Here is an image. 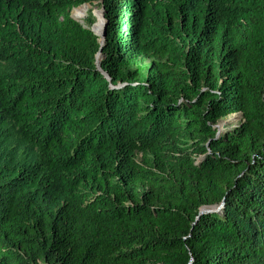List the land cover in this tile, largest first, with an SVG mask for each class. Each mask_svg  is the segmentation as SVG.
I'll return each instance as SVG.
<instances>
[{
    "label": "trees",
    "instance_id": "1",
    "mask_svg": "<svg viewBox=\"0 0 264 264\" xmlns=\"http://www.w3.org/2000/svg\"><path fill=\"white\" fill-rule=\"evenodd\" d=\"M0 264H264V0H0Z\"/></svg>",
    "mask_w": 264,
    "mask_h": 264
},
{
    "label": "rangeland",
    "instance_id": "2",
    "mask_svg": "<svg viewBox=\"0 0 264 264\" xmlns=\"http://www.w3.org/2000/svg\"><path fill=\"white\" fill-rule=\"evenodd\" d=\"M88 6V10L86 12V14L84 15V17L82 19H77L75 16H74V10L75 9H78L80 8L81 6H78L76 8H73L70 12V14L72 15L73 19H75L76 21H81L83 23L84 26H86L87 24V21H88V18L91 16L94 20L93 24L91 25L92 26H96V24H99L100 21H101V7L99 4L97 3H93V4H85ZM73 13V14H72ZM241 114L240 113H235L234 115H228L227 117H224L222 119H220L218 122H217V125L219 126L220 128V133L228 130V129H231L237 125L240 124L241 122Z\"/></svg>",
    "mask_w": 264,
    "mask_h": 264
},
{
    "label": "water",
    "instance_id": "3",
    "mask_svg": "<svg viewBox=\"0 0 264 264\" xmlns=\"http://www.w3.org/2000/svg\"><path fill=\"white\" fill-rule=\"evenodd\" d=\"M88 4V3H86ZM85 5V4H83ZM70 16L72 17V15L70 14ZM101 16H102V31H101V34L98 35L95 30H94V26L90 27V30L99 37V42L100 44H103V41H104V36H105V25H106V18L104 16V11H103V8H101ZM73 18V17H72ZM80 24L83 25V23L81 21H79ZM84 26V25H83ZM100 59H101V52L99 51L96 55V66H97V69L98 70H101V67H100ZM107 78H108V75L106 72H102ZM234 115V114H232ZM214 129L217 130V135L220 134V128L217 124L214 125ZM220 207H222V204L219 205L218 207H207V206H204L200 209L199 211V214H204V213H208V212H212V211H215V210H218L220 209Z\"/></svg>",
    "mask_w": 264,
    "mask_h": 264
},
{
    "label": "bare ground",
    "instance_id": "4",
    "mask_svg": "<svg viewBox=\"0 0 264 264\" xmlns=\"http://www.w3.org/2000/svg\"><path fill=\"white\" fill-rule=\"evenodd\" d=\"M87 10H88V6L87 5H83L80 8L74 10V16L77 19H82L84 17V15L86 14ZM101 29H102V16H101L100 23L99 24H96V26H94V30H95V32L98 35L101 34V31H102Z\"/></svg>",
    "mask_w": 264,
    "mask_h": 264
}]
</instances>
